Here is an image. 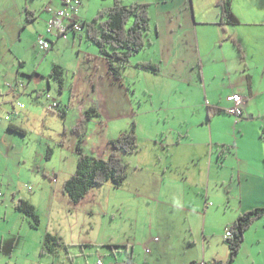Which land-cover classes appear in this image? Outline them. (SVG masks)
<instances>
[{"label": "rangeland", "instance_id": "1", "mask_svg": "<svg viewBox=\"0 0 264 264\" xmlns=\"http://www.w3.org/2000/svg\"><path fill=\"white\" fill-rule=\"evenodd\" d=\"M21 1L0 0V9L11 10V18L15 22L20 15V9L16 10L15 7ZM83 1L78 16L88 22L94 19L100 8L115 3V0ZM121 1L124 4L149 2L150 15L154 20L158 18L155 11L158 0ZM28 2L39 15L48 6H52L49 5L50 0ZM47 17L44 15L39 23L36 20L27 23L23 31V39L30 49L25 58V66L18 70L19 58L13 56L7 62V67L0 69V90L4 94L0 95V100L11 85L18 81L30 83L32 70L36 66L40 69V75H34L38 84L30 85L27 92L20 96L24 107L11 113L13 122L22 127L25 133L9 129L5 119L7 112L0 110V186L4 191L0 200V264H97L98 247L86 245L81 248V244L95 242L89 240H92L93 235L96 236L97 230L101 232L108 228L111 232L120 224L119 213L105 215L100 210L122 209L117 192H110L109 201L108 188L101 186L94 191H99V202L92 200L87 206L85 202H70L63 192L62 183L63 174L70 167L72 169L77 166L78 162L76 144L80 135L74 131L73 126L94 105L97 114L86 120L83 129L86 137L85 151L89 154H98L107 141L115 139L122 131L130 130L135 122L140 147L138 155L141 157L159 153L169 164H176L181 158L186 159L190 155L188 151L198 148L200 139L193 134L197 128V132L206 131L207 142L209 137L231 147L221 171H231L229 166L238 165L241 161L244 168L253 165L260 147V130L264 127V68L257 59L252 60L251 66H255L250 73L254 76L259 94L245 102L247 116L235 123L236 116L221 112L212 115L208 121L206 104L227 109L230 105L228 95L234 92L243 95L248 91L247 78L242 72H236L230 79L215 78L204 87L197 86L196 81L194 84L170 83L161 74L135 67L139 57L155 59V53L150 52L147 44L146 48L131 56L129 66L122 70L121 85L113 78L108 80L105 73L102 78V65L107 62L99 47L88 39L86 28L75 38L72 34L58 36L47 30ZM250 27L261 29V26ZM153 33L151 29L148 37H152ZM40 36L50 38L51 44L54 41L50 54L36 45ZM217 45L216 50L220 48L219 43ZM20 59L24 63L23 57ZM53 62L61 64L65 69L62 86L53 77L47 79ZM158 64L162 66V63ZM55 102L58 106L54 108L55 111H51L49 108ZM5 108H9V105H5ZM60 108L66 110L67 117L57 112ZM111 150V147H107L101 155L107 158ZM123 155L120 154L122 158ZM188 166L195 165L189 162ZM56 174L57 180L51 182L56 187L53 202L52 192L46 193L50 192L47 180ZM222 183L215 187L220 189L221 194L232 186L234 191L238 189L235 181L231 183L228 180L225 185ZM23 192L33 197L25 199L33 202L37 209H44L41 212L37 210L40 223L36 227L31 217L16 208ZM213 199L219 202L218 199L223 200V196ZM50 209H54L52 214H49ZM77 209L97 211L86 214L78 213ZM259 219L264 222V218ZM82 225L85 229L80 234ZM255 225L251 228L253 233L257 230ZM47 229L57 235L60 244L44 245L45 234L50 232ZM2 240L4 249H1ZM102 248L99 246V249ZM136 254L141 259L144 254L142 248L136 249ZM106 257L110 259V256Z\"/></svg>", "mask_w": 264, "mask_h": 264}, {"label": "crops", "instance_id": "2", "mask_svg": "<svg viewBox=\"0 0 264 264\" xmlns=\"http://www.w3.org/2000/svg\"><path fill=\"white\" fill-rule=\"evenodd\" d=\"M49 5H52V10L46 8L43 14L39 15L36 8L30 7L28 0L17 2L15 9H20V15L15 22L11 18L13 15L11 10L0 9V69L6 68L7 62L13 56L19 58L18 70L25 66V58L30 51L26 40L23 39V31L27 23L35 20L39 23L46 15L47 27L48 19L63 6V0H50ZM232 9L240 22L222 25L220 23L222 8L219 0H178L177 2L158 0L155 3L158 18L154 20L151 15V29L154 33L149 37L148 42V49L155 53V59L139 57L137 62H160L162 66L158 72L149 70L146 72L161 74L163 79L170 83L194 84L193 82L196 81L197 86L203 87L215 78L230 79L236 72H242L247 78L248 91L243 94L247 103L249 98L259 94L256 81L253 80L254 76L250 73L251 68L255 66H251L252 60H258L259 65L264 68V0H232ZM181 10L184 11L180 12ZM77 18L81 22L86 21L82 16ZM250 26H261V29L255 30ZM79 33L72 31L68 35L72 34L75 38ZM233 38L240 44V48L234 44ZM218 43L220 48L216 50ZM36 45L38 46L37 42ZM53 45L54 41L49 49L38 47L50 54ZM22 57L24 63L20 59ZM135 67L140 68L137 65ZM101 70L102 78L104 73L108 80L113 78L105 62ZM38 71L40 69L37 66L32 70L29 76L30 83L20 81L24 83L22 93L18 94L22 88L15 83L14 90L10 88L6 95L2 96L0 110H5L7 115L21 109L14 106V99H20L30 85L38 84L34 76L40 75ZM48 77L49 74L47 79ZM115 82L122 85L118 80ZM0 95H4L2 90ZM5 105H9V108H5ZM209 106L215 107L217 111L210 114ZM68 107L67 105V109ZM206 107L208 121L212 115L226 110L210 104H206ZM246 114L245 111L243 116L235 118V123L247 116ZM250 117L254 118L252 115ZM82 118L85 116L79 119ZM7 121L9 128V123H14L12 116L11 120ZM195 130L193 134L200 139L198 148H192L188 151L190 155L184 160L183 158L177 160L176 164H169L159 153L141 157L138 155V150L127 156L123 155L124 160L129 163L126 183L121 187H115L109 182L95 186L80 201L85 202L87 206L92 200L98 203L99 191L98 193L94 191L101 186L108 188L110 201V192L116 190L122 209L100 210L105 215L119 213L123 221L120 219V224L111 232L108 228H104L101 232L97 230L96 236L93 235L92 240H89L95 242L81 244V248L86 245L98 247L96 249L98 260L100 258L103 261L108 260V263L104 261L105 264L126 261L132 264H193L198 260L213 264L217 260L225 262L229 259L230 248L225 238L226 230L241 213L264 207V165H262L264 142L259 135L260 147L252 166L248 165L244 168L241 161L238 165L229 166L231 171H221L231 147L209 137L207 142L206 131L197 132V128ZM191 133L192 131L189 132V136ZM120 154L119 152L118 155ZM189 162L194 163L195 166L189 167ZM75 169L76 165L63 174L62 183ZM57 177L56 174L47 180L50 192L46 193L52 192L53 202L56 198V187L51 182H55ZM228 180L231 183L235 181L238 189L234 191L232 186L221 194L220 189L215 187L222 182L225 185ZM0 189L2 190L1 186ZM221 195L223 200L218 199L221 202L218 205L219 202L213 198H220ZM20 196L33 198L26 192ZM37 210L44 211V209ZM52 210L54 209H50L49 214H52ZM77 211L91 214L97 210L77 209ZM255 222L256 225L252 226L255 225L257 230L253 233L252 226L246 230L241 248L230 264H264V222L260 219ZM80 228V234H83L85 228L83 225ZM47 231L51 232L50 229ZM111 245L116 247L115 251L112 250ZM99 246L103 248L99 249ZM124 246H128V252ZM141 248L144 254L140 259L136 249ZM1 249H4L3 240ZM129 253L133 258L129 257ZM106 255L110 256V259Z\"/></svg>", "mask_w": 264, "mask_h": 264}, {"label": "trees", "instance_id": "3", "mask_svg": "<svg viewBox=\"0 0 264 264\" xmlns=\"http://www.w3.org/2000/svg\"><path fill=\"white\" fill-rule=\"evenodd\" d=\"M150 4L148 2L124 4L121 0H115L112 6L100 8L91 22H82L86 28L88 39L99 47L101 55L106 59L109 74L120 83H123L122 70L129 66L131 56L136 52L142 51L150 41L148 37L151 29ZM219 5L222 8L220 19L222 25H233L240 22L233 12L232 0H219ZM49 8L52 10V7ZM233 41L240 48V44L235 38H233ZM136 65L155 73L160 70V65L153 61H139ZM64 73V67L54 63L49 72L50 77L48 79L53 77L62 86ZM16 84H19L22 88L18 94L22 93L24 83L18 81ZM14 85L10 87L13 90ZM18 103L23 102L19 98L14 99V106L22 108ZM56 106L58 105L51 106L49 109L55 111L54 107ZM215 111H217L215 107L209 106L210 114L215 113ZM223 111L226 112V110ZM57 112L62 117H65L67 114L64 108H60ZM95 114H97V111L94 105L87 109L85 118L79 119L73 126V129L80 135L76 144L78 162L75 171L63 182V191L74 203L80 202L95 186H100L107 182H111L115 187L123 186L128 178L129 163L119 156L118 153L131 154L140 149L136 133V123L134 122L130 130L122 131L115 139L107 141L98 154L87 153L85 151L86 137L83 130L84 124L87 119ZM5 119L11 120V114L5 115ZM9 128L16 132L25 133L22 127L12 122L9 123ZM260 137L264 142V127L261 129ZM107 147H111L112 150L109 156L104 158L101 154L104 153ZM48 151L50 153V148ZM16 208L31 217L34 220L33 225L35 227L39 225L40 217L37 213V208L30 200L20 198L16 203ZM261 217L264 218V207H257L241 213L230 227L233 236L226 239L230 248L229 259L225 262L217 260L213 264H230L241 248L246 230ZM58 244H60V241L57 235L51 232L45 234V246H55ZM111 248L115 251L116 247L111 245ZM124 248L128 252V246H124ZM129 254L131 255V253ZM130 255L129 257L133 258V255ZM126 264L132 263L126 261Z\"/></svg>", "mask_w": 264, "mask_h": 264}, {"label": "built area", "instance_id": "4", "mask_svg": "<svg viewBox=\"0 0 264 264\" xmlns=\"http://www.w3.org/2000/svg\"><path fill=\"white\" fill-rule=\"evenodd\" d=\"M83 4V0H63L62 8L55 12L47 21V30L49 32H55L59 35L67 36L70 32H81L85 27L81 21L78 20V13ZM50 9V8H48ZM37 44L41 49H48L51 43L48 38L40 36L37 40ZM227 100L231 103L226 111L238 119L245 114V102L246 97L239 93H232L227 96ZM21 107H24L23 103H18ZM58 105V103H53L52 106ZM31 188V186H30ZM3 196V191L0 189V199ZM233 232L228 228L225 232V238L232 237ZM98 264H105L102 259L98 260ZM116 264H126L116 263ZM193 264H207L204 260L195 261Z\"/></svg>", "mask_w": 264, "mask_h": 264}, {"label": "clouds", "instance_id": "5", "mask_svg": "<svg viewBox=\"0 0 264 264\" xmlns=\"http://www.w3.org/2000/svg\"><path fill=\"white\" fill-rule=\"evenodd\" d=\"M103 260V259H102Z\"/></svg>", "mask_w": 264, "mask_h": 264}]
</instances>
